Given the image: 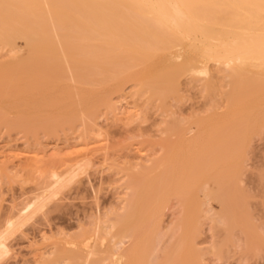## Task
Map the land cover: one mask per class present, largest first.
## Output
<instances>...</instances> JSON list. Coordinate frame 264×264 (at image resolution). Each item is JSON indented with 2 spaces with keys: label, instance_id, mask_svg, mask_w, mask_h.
<instances>
[{
  "label": "bare ground",
  "instance_id": "6f19581e",
  "mask_svg": "<svg viewBox=\"0 0 264 264\" xmlns=\"http://www.w3.org/2000/svg\"><path fill=\"white\" fill-rule=\"evenodd\" d=\"M20 40L23 42V46L19 45L18 41ZM2 52L5 53L6 59L3 61L0 59V124L6 125L8 129H23L24 133L29 131V128L33 129V123L36 125L37 119L34 120L35 117L31 115L29 117L27 113L38 115L39 98L44 95L43 90L53 89L56 87L55 85H60L57 83L64 82L67 78L79 85L91 82L102 83L115 79V73L119 71L120 73L123 71L122 73L127 75L133 70V67L137 66L140 69L132 74L130 72V74L132 77L139 78L138 82L136 81L139 84L138 87L142 83V86L147 84L146 87L148 86L149 91L156 93L155 91L161 86V83L163 85L166 81L163 76L168 74L166 72L167 74L164 75L165 70L160 68V62H158L160 57L166 58L170 63H175L194 74L209 72L210 76L211 67L218 65L226 71V76L230 79L234 89L231 93L224 94L230 101L229 108L232 107L231 112L228 108L229 111L227 109L228 112L224 113L225 115L228 113V115L220 114V116L226 117H223L224 120L221 117L222 119L218 121L219 114L214 111L211 113V118H215V114H217V120L215 118L214 121L207 117L203 119L204 121H200V125L198 123L197 126L194 125L196 129L200 126L198 130L200 133L201 128L204 130H202V135L200 134L202 137H199V133H195L197 134L195 139L193 137V140L190 141L189 138V140L185 138L184 143L181 140L184 137L179 133L180 130L176 129L175 133L180 135L181 141L178 140L176 143L178 146L174 143L170 144L173 145L172 149L170 145H168L170 149L166 148L173 151L175 146L176 152L170 151L171 155H174L170 157V163L176 172L181 169L184 171L175 173L172 167L173 171L170 172L172 174L169 177L176 175L168 178V182H170L168 195L166 193L167 196L163 199V192L158 193L162 182L158 181L160 185L155 193L158 195L153 196L154 199L156 198L154 204L150 201L140 202L141 197L135 192L141 185L142 175H144L142 173L145 170L150 171L151 168H144L143 172L137 173L142 174L139 177L134 174V184L138 186L137 189H130L132 195L130 194L131 197L129 196L128 201H125L127 206L123 207L125 208L123 209L124 213L118 214L114 222L111 219L106 221V228H100L106 229V231L103 230L105 236H112L111 242H116H114L113 249L110 246L107 247L112 251L108 253L101 249L94 253L89 249L90 253L86 256L85 254L88 252H82L83 249L77 248L76 250L84 255L80 257V252H77L79 257L72 255L74 257L69 258L71 262L67 260L70 264H105L108 261L111 264H154L155 259L158 258L156 241L162 231L160 224L162 213H164L163 209L166 207H163V201L166 199L164 204L168 203L167 200L171 199L172 191L174 193L172 197L179 198L183 207V209L181 207V215L182 212L183 215L175 223L178 227L175 224L173 225L175 228L171 227L172 235L175 236V232L179 228L182 233L178 240L177 236L173 237L174 244L177 240L174 248L179 255L176 252L173 253L174 249L169 251L170 247L174 246L173 243L168 246V249L166 248L168 252L164 249L163 253L169 254L165 253L163 256V259H167L164 261L165 264H198L199 260L204 264V255L197 248L196 240L202 230L203 222L211 211L209 206L212 207V205L208 204L212 200L218 203V209L212 207L214 213H211L214 215L210 213L212 217L209 219L214 221L212 222V226L214 223L213 230L217 227L225 230L224 233L227 235L224 236H227V245L234 243L233 236L237 234L236 231H239L242 233L243 239L246 238L245 241L241 239L245 244L243 251L247 250V255L252 253L251 251L256 253L264 248V245L262 246L260 243L262 237L258 234L259 226L254 224L249 211L247 212L246 201H243L242 197L245 194L242 193V197L236 195L240 188L235 190L234 188L237 187H233L236 185V175L234 176L232 171V164L236 162L240 153L237 147H234L237 144L236 141L239 143L240 140H243L242 137L249 138L256 131L253 129L259 126L257 122L260 124V119L263 120L261 129L264 131V0H0V53ZM128 57L131 61L128 60ZM174 67L173 69L167 68L173 70L171 73L174 72L173 75L168 70L169 76L175 77L173 81L169 77L167 78L172 83L177 78L176 75H179V72L178 74L175 72L180 71L181 73V70L175 71L177 66ZM130 74L128 76H131ZM164 90V88H159V91L163 92ZM206 90L209 93H214L216 89L208 82ZM234 92L236 96H233ZM237 100H241L242 105ZM236 101L240 105L235 103ZM237 106H239L238 109H235ZM93 112L88 116L94 117L95 113ZM12 115L15 117L13 118ZM70 118H67V121H70ZM54 120L56 119L52 121ZM209 120L215 123L213 122L212 125L208 122ZM62 121L66 122V120ZM49 122L46 123L47 126ZM39 123L37 125L40 126ZM42 123L43 130L45 127L49 128ZM55 124L50 126L58 125ZM63 124L66 125V123ZM204 125L206 127L209 125L211 130L208 127L205 128ZM38 127L36 126V128ZM193 128H189L191 132L196 130ZM204 128L206 129L205 134ZM231 140H234L235 144H229ZM179 144H181L180 149L177 148ZM178 149L180 152L177 151ZM168 152L166 150V154ZM177 153L178 155H176ZM193 156L194 160H190L189 157L193 158ZM158 164L159 162H156V165H153L159 168ZM168 170H171V167ZM157 171L156 168L155 172ZM244 172L242 173L244 174ZM162 173L164 177L166 172ZM52 177L58 178L59 176L54 173ZM262 177L264 178V175ZM209 179L213 180V185L216 184L217 189L208 185L204 186V184H208V181L211 182ZM171 181L176 189L171 185ZM183 183L184 189H182ZM185 186L189 188L187 191ZM205 188L209 192H206ZM149 192L151 193V191ZM202 196L209 198L204 200L205 198ZM235 197H238V200ZM144 198L149 197L146 195ZM207 201L209 202L207 203ZM204 202L208 205V207L206 205L205 211ZM118 226L121 227V233L119 232V236L113 235L116 231L114 229H117ZM189 232H191L190 235ZM98 233L100 238L101 233L99 231ZM176 234L178 235V233ZM103 236L101 235L102 238H104ZM99 238L97 237V239ZM106 239L107 237L103 240ZM103 240L101 242H104ZM128 241L130 245L125 247ZM102 244L97 246L103 247ZM220 244L217 243L216 246L213 244V248H211L214 253L222 250L221 248L219 250ZM95 245L92 247L95 248ZM223 245L226 246V242ZM75 246L73 244L72 247ZM83 246L88 248L90 245L88 246L87 243ZM95 255L98 256L97 261L92 260ZM199 255H201L200 258ZM156 262L155 264H158V261ZM160 264H163L162 259Z\"/></svg>",
  "mask_w": 264,
  "mask_h": 264
},
{
  "label": "rangeland",
  "instance_id": "374dc122",
  "mask_svg": "<svg viewBox=\"0 0 264 264\" xmlns=\"http://www.w3.org/2000/svg\"><path fill=\"white\" fill-rule=\"evenodd\" d=\"M18 43L23 46L21 40ZM4 55V52L0 53L2 61L6 59ZM128 60L131 61L129 57ZM158 62H160L161 70H165L163 74L166 75V72H168L166 76H163L166 81L169 80L167 79L168 77L172 81L175 78L170 77L171 75L169 76L168 70L173 69L174 66H177L175 71L181 70V73L180 71L175 72V74L179 72V75H176L177 78L173 83L171 80L168 81L169 83L167 82L168 84L164 81V86L161 83L160 87L165 89L163 92L159 91V87L155 91L156 93H151L148 86L146 87L147 84L142 86L143 83L140 84L142 87H138L137 80L139 78L137 79V77H132L131 75L132 72H137L136 70L140 69L137 66L135 67L136 69L132 68L135 71H130L131 74L129 72L126 75L121 71L122 75L119 71L115 73L117 78L115 77V79L103 81L102 83L91 82L79 85L67 78L64 82L61 81L63 83H57L60 85H55V88L43 90L44 93H42L44 95L41 94L42 97L39 98L38 115H35L34 112H32L34 113L33 115L31 112L27 113L28 116L35 117L34 120H38L35 121L36 125L33 123V129L39 126L37 123L40 121V126L42 122V124L47 126V122L50 121L52 123L49 122L47 127L51 129L53 127L52 131L45 126L43 130V127L39 126L35 130L29 128V131L27 130V133H24L23 129H8L6 125L0 124V264H70L69 258L76 257V255L81 257V255H84L82 252H88L90 251L89 249L94 253L101 249L108 253L109 251L111 252L112 250L107 247L110 246L113 249L116 242H111L113 240L112 236L109 235L111 238L108 235L105 236L104 231L106 229L100 228H106V221L111 219L114 222L118 214L124 213L125 201H128L132 195V190L130 189L138 186L134 184V174H136V177L142 174L145 175H142L143 179L141 185L137 187L139 188L138 191L136 190L137 188L135 189L137 191L135 194L137 193L141 197L139 199L140 202L150 201L154 204L156 199L153 198L154 195L163 192V199L168 195V190L170 189L168 178L176 175L173 173L174 176L169 177L172 174L170 172L173 171L170 157L173 151L176 152V150H174L175 146L173 151L169 150L168 145L176 144L180 140V135L175 133L176 129L180 130L179 133L184 137L180 138L184 143L186 141L184 140L185 138H189L191 141L193 137L194 139L196 138L198 133L202 135L203 129L201 128L200 133L198 131L200 126L196 129L194 125L199 124L200 121L202 122L207 117L211 118V113L214 111L219 114V119L218 117L216 118V112L214 113L216 116L213 115L218 121L228 115V113L226 115L224 113L229 108L230 101L226 99L227 96L224 94L226 92L231 93L234 89L230 79L226 76V71L218 65L211 67L209 76V72L207 74H194L175 63H170L163 57L158 58ZM172 71L170 70V74L174 73H171ZM129 74L131 76H128ZM208 82L216 89L214 93H209L206 90ZM144 83L147 82L144 81ZM233 96H236L235 92ZM237 101L240 104L242 103L241 100ZM237 101L235 103L239 104ZM238 107L235 109H238ZM231 108H229L230 112L232 111ZM92 112L95 113L94 115L92 114L95 118L88 116ZM220 114H224V116H220ZM12 117L14 118L15 116L12 115ZM73 117L74 119H72ZM88 117L93 121L89 120ZM52 118L56 119L54 120L56 122L52 121ZM67 118L72 121H67ZM215 118L211 119L214 120ZM243 118L245 119V116ZM62 120H66V122ZM210 121L208 122L213 125L215 120L213 122ZM262 121L260 119L261 125L257 122L259 126L253 129V131L255 129L256 131L249 138L242 137L241 143L234 139L237 143L234 147H237L240 153L236 162L232 164V171L234 176L236 175V185H233V187H237L234 188L235 190L240 188L238 189L240 192L236 191L237 193H235L241 197L245 194L242 198L244 202L246 201L247 212L249 211L254 224L257 227L259 226L258 234L264 239V178L262 177L264 175V131L261 129L263 126ZM54 123L58 125L53 126ZM63 123H66V125ZM51 124H53L52 127L50 126ZM193 127L197 131L193 130L191 132ZM207 127L205 126V128ZM208 128L210 129V127ZM183 133L186 134L183 135ZM201 135L199 137H202ZM234 140H231L229 144H235L233 143ZM176 146L178 145L176 144ZM180 146L181 144L177 148L180 149ZM239 146L240 148H238ZM170 147L172 149L173 145H170ZM166 150L172 153L168 152L167 155ZM189 159L194 160V156L193 158L189 157ZM156 162H159V168L155 166L158 169L157 172H155L156 168L154 167ZM149 167L151 168L150 171L145 170L144 173L137 174L143 172L144 168L147 169ZM170 167L171 170H168ZM181 171L184 170L181 169ZM162 172H166L167 175L164 173L163 177ZM177 172L175 171V173ZM54 173L58 174L59 177L53 178ZM166 176L168 177L164 181ZM182 176L184 175L182 174ZM159 177L163 179L160 180ZM131 178L132 181H130ZM158 181H162L160 188L158 187L160 185ZM180 182L178 183L180 184ZM129 183L132 184L129 185ZM171 185L175 188L172 181ZM207 185L217 189L216 184L213 185V180L211 182L208 181L206 185L204 184V186ZM182 186V189H184V183ZM157 188H159V192L157 191L158 193L155 194L156 190H158ZM188 189L187 186L186 191ZM208 190L210 191V188ZM209 191L206 190V192ZM171 194L174 196L173 191ZM146 195L149 198L145 199ZM133 196L135 195L133 194ZM172 196L170 195L171 199L167 200L168 203L166 205L164 204L166 199L164 201L162 199L163 207H166L163 209L164 213H162L163 217L160 224L162 231L160 232L159 230L160 237L156 238L158 260L155 259L154 264L156 261L160 264L161 259L163 264H165L164 261L167 259H163L166 253H163L164 249H168V246L173 243V237L177 236L178 240L182 233L179 228L177 230H180V233L176 230L175 236L174 234L172 235L171 227L183 215V212L181 215L182 205L180 204L182 201ZM207 197H203L205 198L204 200ZM205 202L204 211L209 201L206 204ZM212 202L213 200L208 205L218 209V203H215L216 201ZM209 207L211 208L208 213L210 215L214 207ZM209 215L203 222L202 230L196 240L197 248L204 255V264H264V248L256 253L251 251L252 253L247 255V250L243 251L246 238L243 239L242 233L239 231H236L237 234L235 232L237 236H233L234 245L232 243L227 245V236H224L226 234L224 233L225 230H221V227L213 230L214 223L212 226V222L214 221L209 219L212 217ZM114 230L113 235L117 234L116 236H119L122 231L120 226ZM98 231L101 233L100 238ZM82 234L83 236H80ZM95 234L100 240L105 239V237L107 239L101 242L102 240L97 239ZM101 235H104V238ZM93 236L94 238H92ZM85 237H87V241L84 239ZM262 239L260 238V243L263 246L264 240ZM177 240H175V244L173 243L174 246L169 249V251L174 249V254ZM224 240L226 246L223 245L225 243ZM94 242L98 243L95 245ZM83 243H88V246H90L88 248L83 246V248ZM217 243H221L222 247H219V250L220 248L222 249L220 251L221 254H218L220 252H213V244L216 246ZM73 244L76 246L72 247ZM100 244L103 247H98ZM94 245L96 249L92 247ZM128 245H130L129 241L128 243L126 242L125 247H129ZM77 248L79 250L83 249V251L81 250L82 252L79 251V253L76 250ZM222 251L224 252L223 254ZM89 253L85 255L88 256ZM176 254L179 255L177 252ZM201 255H199V258ZM97 258L98 256L96 257L95 255L92 260L97 261ZM200 263L201 260H199L198 264ZM107 264H111L110 261Z\"/></svg>",
  "mask_w": 264,
  "mask_h": 264
}]
</instances>
